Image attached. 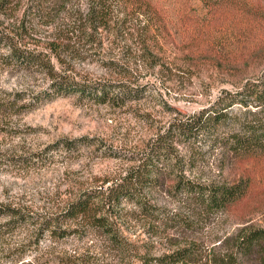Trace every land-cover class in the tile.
Wrapping results in <instances>:
<instances>
[{
	"label": "rangeland",
	"instance_id": "1",
	"mask_svg": "<svg viewBox=\"0 0 264 264\" xmlns=\"http://www.w3.org/2000/svg\"><path fill=\"white\" fill-rule=\"evenodd\" d=\"M151 1L169 15V30L155 46V67L140 51L131 52L133 43L104 38L100 46L73 40L79 54L75 73L93 80L121 79L102 63L115 59L130 68L129 83L146 86L144 98L124 108L62 97L32 109L33 96L49 84L47 77L0 62V208L33 217L25 224L0 218V264H159L156 259L188 247L196 253L180 264H226L242 230L264 229V163L246 167L254 179L248 197L212 215L174 195L169 183L147 192L152 205L192 220L188 227L154 221L134 203L122 202L110 221L125 238L126 252L116 250L86 220L61 217L83 191L120 181L138 165L132 158L138 159L174 121L210 106L223 90L236 92L244 81L264 77V0H210L208 6L201 0ZM136 14L130 15V29L145 21ZM31 32L48 38L54 29L35 21ZM199 56L200 63L194 62ZM17 92H28L29 98L14 104ZM255 103L250 109L260 113ZM81 137L97 144L77 151L59 145ZM173 148L177 155L187 153L183 144ZM223 158L224 153L214 152L183 172L207 184L231 182L240 171Z\"/></svg>",
	"mask_w": 264,
	"mask_h": 264
},
{
	"label": "trees",
	"instance_id": "2",
	"mask_svg": "<svg viewBox=\"0 0 264 264\" xmlns=\"http://www.w3.org/2000/svg\"><path fill=\"white\" fill-rule=\"evenodd\" d=\"M201 1L208 6L210 0ZM136 12L145 21L142 20L136 29H130L127 27L131 22L130 15ZM35 21L53 27L54 33L48 38L35 36L31 32ZM168 28V11L151 0H0V50L7 51L0 55V62L47 77L49 84L33 96L32 109L62 97L124 108L143 99L146 86L129 83L132 79L130 68L118 64L115 59H106L102 63L105 68L117 72L121 79L93 80L75 73L73 62L79 54L73 50V40L100 46L104 38L126 45L133 43L131 52L140 51L147 61H154L151 67H155L158 64L155 46L159 44L160 34ZM201 58L203 56L194 62L200 63ZM14 96V104L29 98L28 92H17ZM252 101L262 113L250 109ZM237 108L242 109L240 114L236 112ZM96 144L87 137L59 142L69 151ZM174 144L187 146V153L177 155ZM217 151L224 153L225 165L239 169L240 175L235 180L207 184L185 176V167L194 168L199 161ZM113 152L114 157L118 155ZM132 159L138 165L130 167L120 181L108 188L85 190L69 203L61 214L63 220H86L90 227L106 236L116 250L126 252L125 238L110 221L124 201L134 203L142 215L154 221L184 227L193 224L190 219L171 215L152 205L147 199L149 190L169 183L174 195L190 200L207 215L238 205L248 197L254 183L246 167L264 163V77L244 81L236 92L221 91L210 106L174 121L146 146L138 159ZM1 217L17 218L21 224L33 219L30 214L14 208H0ZM61 236L65 237V234ZM232 247L233 256L227 263H222L264 264V229L242 230ZM195 253L193 247L182 248L156 261L180 264L190 260Z\"/></svg>",
	"mask_w": 264,
	"mask_h": 264
}]
</instances>
